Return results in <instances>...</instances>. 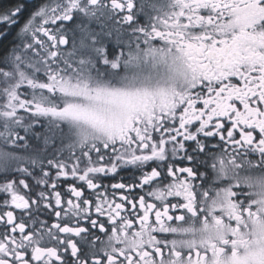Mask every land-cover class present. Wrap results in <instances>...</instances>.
Returning a JSON list of instances; mask_svg holds the SVG:
<instances>
[{
	"label": "snow or ice",
	"instance_id": "obj_1",
	"mask_svg": "<svg viewBox=\"0 0 264 264\" xmlns=\"http://www.w3.org/2000/svg\"><path fill=\"white\" fill-rule=\"evenodd\" d=\"M107 6L133 20L127 0ZM33 7L0 15L16 25L0 32V264H264V209L238 181L213 184L208 174L222 154H256L264 169V0L150 5L160 16L144 32L149 46L125 78L85 81L87 104L64 91L67 77L79 85L88 75L62 59L68 37L59 31L81 0L45 7L29 23ZM28 117L67 121L71 133L67 155L51 163L48 141L35 134L40 146L28 155L39 171L22 167L15 150L19 130L33 134L38 123ZM124 169L135 170L131 179ZM192 218L220 243L180 246L188 242L177 231L194 229L177 225ZM117 226L150 246L92 252L95 232Z\"/></svg>",
	"mask_w": 264,
	"mask_h": 264
},
{
	"label": "flooded vegetation",
	"instance_id": "obj_2",
	"mask_svg": "<svg viewBox=\"0 0 264 264\" xmlns=\"http://www.w3.org/2000/svg\"><path fill=\"white\" fill-rule=\"evenodd\" d=\"M127 2L134 5L130 13L133 16V20L131 22L127 20L126 13L117 12L115 9L107 6V0H102V3L96 7H92L86 3V0H82L84 16L83 21L85 28L88 31L97 32L99 34L96 42L92 41L91 43V48H97L101 53L100 62L102 63L101 68L103 69V72L101 73V77L98 78L99 80L114 81L123 79L130 74L132 68L134 67L132 63L133 58L139 53L145 51L149 46L145 43L144 32L148 31L155 23L156 19L160 16V13L157 10L150 7V5L158 4L160 0H127ZM32 15L33 14L29 17ZM75 21V16L72 15V19L68 23L62 25L61 29H59L62 35H66L68 37V48L62 51V56L70 49L73 50V37L71 29L73 28ZM85 28L81 27L80 29ZM152 46L156 45L153 44ZM72 50L70 52L74 53V50ZM113 65H118V67L113 68ZM82 117H85V115ZM73 136L75 135L73 134ZM74 143L77 148L82 146L80 145L78 139L74 140ZM214 151L216 150L214 149ZM55 155L57 156L54 157V159L51 158V160L55 161L57 159H63V152L49 154L50 157ZM219 157L227 159L231 158L228 154H222ZM246 158H249L247 160L258 159L256 154H250ZM33 171L38 170L34 169ZM134 171V169L122 170V175L125 180L131 179ZM208 174L209 176H212L211 183H213L214 173L212 172V169L208 170ZM233 181H238L240 187H242L240 178L234 180L232 179V182ZM244 183L246 184L245 181ZM52 219L54 218H49L50 222ZM106 227L109 226L106 225ZM185 227L194 229V231L190 230L186 233L177 231L175 234L176 239L188 242L189 239L194 238L197 234L201 233V223L198 218H192L187 220L183 225H177L178 229ZM95 235L99 236V240H97L94 244H91L90 249L92 252L97 254L112 256L119 251H123L125 253L129 251L135 252L137 249L142 250L143 248L150 246V242L147 239L134 238L131 231L121 233L118 226L117 232L114 235L99 233L98 231L95 232ZM157 235L158 238L160 236H166L169 239L173 238L172 234ZM225 238L230 239L231 237L229 235ZM238 251L240 255H243L242 249ZM102 264H104V261H102Z\"/></svg>",
	"mask_w": 264,
	"mask_h": 264
},
{
	"label": "rangeland",
	"instance_id": "obj_3",
	"mask_svg": "<svg viewBox=\"0 0 264 264\" xmlns=\"http://www.w3.org/2000/svg\"><path fill=\"white\" fill-rule=\"evenodd\" d=\"M68 3V0H50L46 4H44L42 7H40L32 16L31 20H29V23H31L33 20H35L36 16H40L44 12L45 7H54V8H64V6ZM82 4V0H81ZM11 12V11H10ZM72 15L75 16V23L73 25L72 31V37H73V50L70 49L67 53H65L62 56V59L65 61L66 64L69 65V67H73L74 71L78 72L79 74H87L88 76L84 77L80 84L75 83L74 77H67V83L71 85L70 88H65L64 91L66 94H71L73 96L81 98L82 102L84 104H87L89 101V95L86 92V90L83 87V83L86 81L88 86L91 87L92 84L95 82L96 79L101 77V73L103 72V69L101 68V62H100V55L101 53L97 48L93 49L91 48L92 41H95L98 39L99 34L97 32L88 31L85 28L84 24V16H83V8L74 11ZM0 25H4V28L7 29L9 26L5 23L0 22ZM15 25L14 23L11 24V26ZM79 25V26H75ZM10 26V27H11ZM81 27L85 29H80ZM0 28V32H1ZM80 29V30H79ZM5 31V30H3ZM73 51L74 53H71L70 51ZM97 62V63H95ZM99 80V79H98ZM82 116H87V114L80 113ZM46 119L50 124L54 125V120H49L47 117H28L26 118L29 121L36 122L34 123L33 128L35 125L38 127L40 126V120ZM65 125L68 128V131L70 133L69 127L67 126V121H65ZM12 131H15L13 128ZM21 132L24 134L26 131L24 129L19 130V135L21 136ZM57 133V132H53ZM71 134V133H70ZM75 135V133H72V135ZM64 135V134H63ZM71 139V137H70ZM72 142V141H70ZM2 146V145H0ZM29 148V143H26V141H18L16 151L19 153L20 156V162L22 163V167L24 165H28L33 170L38 169L40 164L32 161L30 162L29 155L26 154V150ZM20 151H23L21 153ZM249 158H238L236 160H233L232 158H222L218 157L214 164L215 166L212 169V172L214 173L213 183H219V184H227L232 182V179L240 178L241 181H245L246 184H251L252 182L256 184H260L262 181H264V169L257 168L256 161L257 159L247 160ZM54 162L53 160H49V163ZM237 164L240 165L239 168H237Z\"/></svg>",
	"mask_w": 264,
	"mask_h": 264
},
{
	"label": "trees",
	"instance_id": "obj_4",
	"mask_svg": "<svg viewBox=\"0 0 264 264\" xmlns=\"http://www.w3.org/2000/svg\"><path fill=\"white\" fill-rule=\"evenodd\" d=\"M49 1L50 0H0V15L7 14L8 12L13 11L17 8H19L21 12L23 13V10L27 8L28 5H35V7H33L28 13V15L30 16L31 14L35 13L40 7H42L44 4H46ZM0 28H2L1 32H5V31L11 32L13 29L16 28V25H13L7 29L4 28V25H0ZM10 42H11V37L9 41L5 42V44L10 43ZM40 121H41L40 126L37 127L35 125V127L32 128L33 134H27V133L24 134L23 132H21V136L25 137V140H20V141H26V143H29V148L25 149L26 154L29 153L30 147L32 145H35L37 147L40 146L39 142L36 139V135H35V134H40V138L42 140L46 139L50 145L47 148L43 156V161L49 162L51 158L54 159V157L57 156L55 155V156L50 157L49 156L50 153L63 152L62 156L63 157L66 156L67 151L65 150L63 145H67L71 137V134L69 133L66 125L63 124L58 127L56 123L52 125L46 119H43V118ZM53 132H57V133L55 134ZM53 141L55 143H52ZM71 143L75 147L74 140H72ZM20 152L23 153V151H20ZM38 167L40 169V166ZM39 169H36V170L39 171Z\"/></svg>",
	"mask_w": 264,
	"mask_h": 264
},
{
	"label": "clouds",
	"instance_id": "obj_5",
	"mask_svg": "<svg viewBox=\"0 0 264 264\" xmlns=\"http://www.w3.org/2000/svg\"><path fill=\"white\" fill-rule=\"evenodd\" d=\"M242 187H244L250 195V199L253 201V207L254 208H260L264 209V181H262L260 184H256L252 182L250 185L245 184L244 181H240ZM262 218H264V212H261ZM251 227V225H249ZM243 230V229H242ZM227 235V234H226ZM202 240H205L206 243L216 242L219 243V241L215 238L214 234H203L199 233L194 238H191L188 240L187 244L180 245L183 247L188 246H204V244L201 243Z\"/></svg>",
	"mask_w": 264,
	"mask_h": 264
},
{
	"label": "bare ground",
	"instance_id": "obj_6",
	"mask_svg": "<svg viewBox=\"0 0 264 264\" xmlns=\"http://www.w3.org/2000/svg\"><path fill=\"white\" fill-rule=\"evenodd\" d=\"M34 14V13H33ZM8 32V31H7Z\"/></svg>",
	"mask_w": 264,
	"mask_h": 264
}]
</instances>
